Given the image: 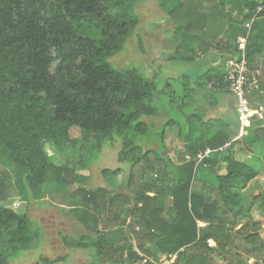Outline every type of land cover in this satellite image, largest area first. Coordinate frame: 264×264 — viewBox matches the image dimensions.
<instances>
[{"label":"trees","instance_id":"trees-1","mask_svg":"<svg viewBox=\"0 0 264 264\" xmlns=\"http://www.w3.org/2000/svg\"><path fill=\"white\" fill-rule=\"evenodd\" d=\"M146 1L0 0V264L35 249L42 233L14 200L45 202L54 192L69 196L73 214L83 210L77 216L93 236L62 240L68 249H94L92 264H160L174 256V264H220L217 257L222 264L260 262L264 214L255 220L258 196L244 204L243 192L264 174V109L239 139L238 110V120L220 119L214 110L221 95H233L225 64L238 54L223 21L244 32L253 23L247 50L255 70L258 56L264 58V27L256 37L252 31L264 19V0H208L215 14L201 0H157L173 25L174 59L192 63L216 53L220 60L190 77L189 128L170 120L160 134L143 118L161 115L157 103L166 92L137 68L110 62L134 36L135 7ZM256 91L250 103L260 108ZM166 126L178 127L176 160L165 145ZM74 128L80 138L71 135ZM150 138L160 141L158 150L144 147ZM118 142L119 162L129 165L126 193L70 192L89 182L82 173L89 171L90 152ZM59 156L63 164L55 163ZM123 171L106 168L102 175L113 181ZM63 259L41 257L37 264Z\"/></svg>","mask_w":264,"mask_h":264},{"label":"rangeland","instance_id":"rangeland-1","mask_svg":"<svg viewBox=\"0 0 264 264\" xmlns=\"http://www.w3.org/2000/svg\"><path fill=\"white\" fill-rule=\"evenodd\" d=\"M135 9L140 18V24L134 36L127 42L124 50L111 58L110 62L118 69L137 68L147 76L155 78L158 89H163L166 92L157 103L161 115L144 117V122L152 123L155 131L159 134L170 120H173L178 127L182 126L187 130L190 126V114L194 112L193 107H190V77L195 79L207 68L204 60L201 59L190 63L173 58L176 54L173 25L168 19L166 11L160 6L159 1L148 0L137 4ZM167 82H170V85H167ZM183 84H186V86L184 87ZM185 89H188V96L183 98ZM232 99L234 102V98L230 97V100ZM227 104L231 105L229 100ZM171 127L166 126L167 139L165 145L171 157L176 160L175 149L178 147L176 129L178 127ZM173 129L175 130L172 131ZM234 129L235 126L232 125L229 130L233 132ZM152 133L154 134L151 129L150 134ZM71 135L75 138H80V130L77 128L72 129ZM240 137L241 135H239L238 139ZM149 143L152 144L147 143L144 147L158 150L161 145L160 141L158 143L156 139L152 138H150ZM78 150L74 151L78 152ZM120 150V143L118 142L105 145L101 151H91L89 154V161L91 162L89 171L82 173L83 175H89V182L87 184H76L70 189V192L75 191L79 187H85L90 190L106 187L118 194L126 193L124 184L129 165L119 162L118 153ZM74 151H71L72 155ZM150 157L153 160L155 159L154 154ZM70 160L74 164V160ZM64 162L65 158L63 156H59L55 161L57 164H63ZM119 167L123 168L124 171L116 180L112 181L103 177V169H116ZM243 195L244 204H248L254 200V197L258 196V199L254 200L255 209L253 215L255 220L259 219L260 214H264V209L261 210L262 196L264 195V174L254 181L243 192ZM12 206L23 213L28 211L34 222L41 227L42 233L35 249L21 254L13 259L10 264H37L41 257L50 259L64 258L63 261L57 264H92L95 262L94 249H68L63 243L62 236L68 237V239L73 241L84 242H88V238L93 236L92 232L82 225L79 221V216H77L83 210L79 208L75 211V214L71 212V201L68 195L54 192L48 196L45 202L32 201L27 204L17 198ZM256 257L260 261L258 264H264L262 260L264 258V250L257 253Z\"/></svg>","mask_w":264,"mask_h":264},{"label":"built area","instance_id":"built-area-1","mask_svg":"<svg viewBox=\"0 0 264 264\" xmlns=\"http://www.w3.org/2000/svg\"><path fill=\"white\" fill-rule=\"evenodd\" d=\"M249 23L247 28H251ZM249 34L237 42L238 54L227 62V81L230 85V90L237 99L238 112L241 119V135L245 134V129L251 122L260 118V111L253 107L250 103V95L254 90H257L260 72L250 69L248 66V38ZM209 246L214 244L213 240L208 241Z\"/></svg>","mask_w":264,"mask_h":264},{"label":"crops","instance_id":"crops-1","mask_svg":"<svg viewBox=\"0 0 264 264\" xmlns=\"http://www.w3.org/2000/svg\"><path fill=\"white\" fill-rule=\"evenodd\" d=\"M202 2H203V6H204V11L205 12H207V13H209V14H215V12H217L216 10H214L213 11V9H210V7H213V3L212 2H210V1H208V0H201ZM218 17L219 18H221L222 16L218 13ZM224 18V17H223ZM222 19V18H221ZM260 24H259V29L258 30H253L252 31V35L253 36H257L258 34H263V32L260 30V28H263L264 27V19L263 20H259L258 21ZM257 22V23H258ZM223 23L224 24H226V25H228V27H229V31L228 32H225V36H226V38H229L230 37V39H231V32L233 33V35H234V37H235V42L237 43L239 40H241L242 38H244L246 35H248V33H251L250 31H251V28L249 29V28H247V25L249 24H246L245 25V27H246V33L244 32V30L243 29H240L239 30V28H238V31L235 29V28H233L234 27V25L235 24H233L232 26L229 24V22L226 20V19H224V21H223ZM251 25L253 26V23H251ZM244 33V34H243ZM175 47H176V44H175ZM219 56L216 54V53H212V54H210V56H207V58L206 59H204V64L206 65V69L203 71V72H205V71H207L209 68H211V64H210V62L212 63L213 61H217L218 63L220 62V60H219V58H218ZM227 57V59L228 60H230L231 59V57H233L232 55H228V56H226ZM226 59V60H227ZM216 62V63H217ZM191 63V62H190ZM193 63V62H192ZM225 69L227 70V64H225ZM255 70H258L259 72H260V77H259V83H258V88H257V91L255 92V97L253 98V100L255 101V102H257V103H259V104H261L260 105V108H257L259 111H260V109L262 110V109H264V58H263V56H261V55H259L258 56V59H257V68L255 69ZM203 72H201V73H203ZM200 74V73H199ZM209 88L210 89H213V86H212V84H209ZM230 97L231 98H234V102H233V99L232 100H230ZM219 99H220V104L215 108V110H214V115L216 116V117H218V118H220V119H222V118H231V115H233L234 116V118H235V120H238L239 119V117H238V112H237V110H238V102H237V99L235 98V96L234 95H221L220 97H219ZM230 101V103H231V105L229 106L228 104H227V101ZM261 117H260V119L259 120H261V118H262V115H260ZM263 125H262V127L264 126V123H262ZM239 133H240V135H241V126H240V129H239ZM239 137V136H238ZM106 220V218H104V221ZM103 222V221H102ZM100 227H102V223L100 222ZM214 242V241H213ZM215 246V243L212 245V247H214ZM252 260V259H251ZM251 260H250V264H252V262H253V260H252V262H251ZM175 261H176V257L174 256V257H172V258H170V259H165L164 257L161 259V263L160 264H174L175 263ZM217 261L220 263V264H222L223 263V259L221 258V257H217Z\"/></svg>","mask_w":264,"mask_h":264}]
</instances>
